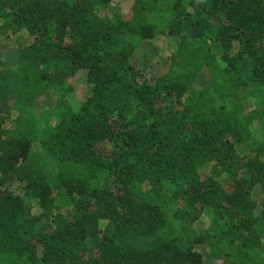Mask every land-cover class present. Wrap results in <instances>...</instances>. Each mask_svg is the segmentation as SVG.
Wrapping results in <instances>:
<instances>
[{
	"label": "trees",
	"instance_id": "obj_1",
	"mask_svg": "<svg viewBox=\"0 0 264 264\" xmlns=\"http://www.w3.org/2000/svg\"><path fill=\"white\" fill-rule=\"evenodd\" d=\"M113 2L0 0V264H264V0Z\"/></svg>",
	"mask_w": 264,
	"mask_h": 264
},
{
	"label": "rangeland",
	"instance_id": "obj_2",
	"mask_svg": "<svg viewBox=\"0 0 264 264\" xmlns=\"http://www.w3.org/2000/svg\"><path fill=\"white\" fill-rule=\"evenodd\" d=\"M120 2L122 3V0H114L113 4L117 7L120 4ZM7 54L8 55L6 56V58H7L8 62L13 63L15 61V51H14L12 46L9 49V53H7ZM147 54H148V51L145 53H141V51H136L135 54L132 56V59L134 61H137V63H142L144 61H146V64L151 63L150 58L147 56ZM53 97H54L53 93L51 92V94H49L47 104H51V100L53 101ZM41 103L46 105L45 100H42Z\"/></svg>",
	"mask_w": 264,
	"mask_h": 264
}]
</instances>
